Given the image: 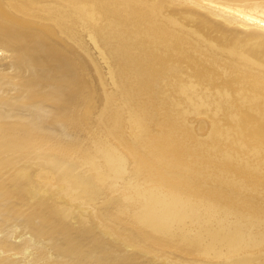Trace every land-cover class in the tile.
I'll return each instance as SVG.
<instances>
[{
	"label": "bare ground",
	"instance_id": "6f19581e",
	"mask_svg": "<svg viewBox=\"0 0 264 264\" xmlns=\"http://www.w3.org/2000/svg\"><path fill=\"white\" fill-rule=\"evenodd\" d=\"M0 264H264V0H0Z\"/></svg>",
	"mask_w": 264,
	"mask_h": 264
}]
</instances>
